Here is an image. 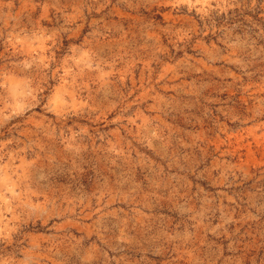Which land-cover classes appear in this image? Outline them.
I'll return each mask as SVG.
<instances>
[{
  "label": "clouds",
  "instance_id": "9594fccd",
  "mask_svg": "<svg viewBox=\"0 0 264 264\" xmlns=\"http://www.w3.org/2000/svg\"><path fill=\"white\" fill-rule=\"evenodd\" d=\"M0 264H264V0H0Z\"/></svg>",
  "mask_w": 264,
  "mask_h": 264
},
{
  "label": "rangeland",
  "instance_id": "374dc122",
  "mask_svg": "<svg viewBox=\"0 0 264 264\" xmlns=\"http://www.w3.org/2000/svg\"><path fill=\"white\" fill-rule=\"evenodd\" d=\"M248 151L250 152L251 151V145L249 144L248 146Z\"/></svg>",
  "mask_w": 264,
  "mask_h": 264
}]
</instances>
